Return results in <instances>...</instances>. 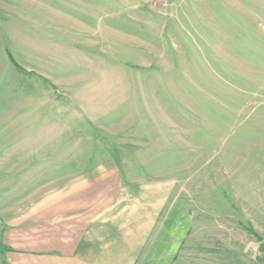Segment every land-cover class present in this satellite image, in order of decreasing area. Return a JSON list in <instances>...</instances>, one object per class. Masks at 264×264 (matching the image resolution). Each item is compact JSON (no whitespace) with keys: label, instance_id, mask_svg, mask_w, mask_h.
<instances>
[{"label":"rangeland","instance_id":"374dc122","mask_svg":"<svg viewBox=\"0 0 264 264\" xmlns=\"http://www.w3.org/2000/svg\"><path fill=\"white\" fill-rule=\"evenodd\" d=\"M104 170L161 252L264 264V0H0V204Z\"/></svg>","mask_w":264,"mask_h":264},{"label":"crops","instance_id":"0c3cea01","mask_svg":"<svg viewBox=\"0 0 264 264\" xmlns=\"http://www.w3.org/2000/svg\"><path fill=\"white\" fill-rule=\"evenodd\" d=\"M93 173L30 205L0 204V264H135L140 259L189 264L203 259L202 253L182 250L181 239L169 241L164 252L158 250L159 240L150 241L164 205L157 202L162 197L157 188L150 195L156 203L146 189L135 204H123L119 176ZM146 245L153 250L144 255Z\"/></svg>","mask_w":264,"mask_h":264}]
</instances>
